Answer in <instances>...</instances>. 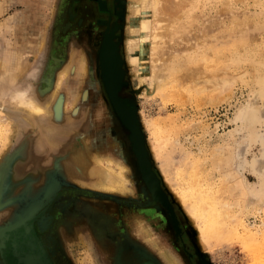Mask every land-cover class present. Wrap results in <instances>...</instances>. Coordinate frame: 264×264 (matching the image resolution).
<instances>
[{
    "label": "rangeland",
    "instance_id": "374dc122",
    "mask_svg": "<svg viewBox=\"0 0 264 264\" xmlns=\"http://www.w3.org/2000/svg\"><path fill=\"white\" fill-rule=\"evenodd\" d=\"M192 3L187 20H195V27H207L206 37L202 43H195L192 50L182 49L173 54L169 67L174 70V86L151 91L127 69L130 83L126 89H119L118 94L126 98H129L126 94L131 95L136 104L156 179L150 170L141 167V171L152 189L159 184L169 196L199 261L203 264H264V0H193ZM127 11V0H0V117L7 120L12 130L5 151L0 155V175H3L0 202L4 204L0 208V226L12 221L19 207L8 206L10 199L4 193L7 187L12 196L28 191L30 202L40 196L48 182L59 185L55 193H46V200L37 213L23 216L35 222L33 237L20 238L23 242L40 245L38 250L31 251L34 264H40L39 254L44 264H54L36 229L39 226L41 233L45 224L44 209L59 194L51 216H58L54 221L59 225L68 223L69 228L75 227L73 220L59 217L74 203L80 208L101 212L113 201L144 202V207H139L151 209L153 216L161 219L157 222L162 223L153 228L145 223L150 234L145 238L134 232L136 225H133L143 222L129 219L132 230L124 231L129 232L132 251L143 253L155 264H186L182 253L169 243L170 232L159 202L140 180L129 140L121 133L98 72V49L103 37L104 42L125 37ZM201 18H206V22ZM113 26L115 34L111 30ZM79 63L84 65V75L76 71ZM64 68L68 74L60 91L65 94L62 100L65 106L61 110L65 121H61L62 125L59 123L61 126L60 119L54 123L56 130L59 125L65 134L60 135L58 128L55 136L49 135L52 140H48V134L44 138L40 134L38 138L29 121L23 114L19 116L16 113L19 109L4 96L20 89H29V97L50 96ZM205 69L223 73L226 88L204 87L205 90L202 84L189 82L193 75ZM177 80H182L183 85ZM102 143L105 149L98 151L97 145ZM31 145L38 151L32 148L33 154L38 153L40 159L32 157ZM52 148L57 150H54L56 156L53 153L49 158ZM40 152L45 158H41ZM121 152L131 159L134 170L124 161ZM95 154L122 160L129 191L113 193L92 188L98 177L91 179L87 172L97 165L93 161ZM27 157L33 158L34 161L28 159L33 165L30 160L32 166L28 162L20 166L19 162H26ZM26 164L30 166L29 172ZM40 166L44 168L41 170ZM61 166H71L74 173L66 172ZM65 190L68 193L62 194ZM69 190L74 194H69ZM68 195H73L70 205L64 198ZM26 204L27 201H22L19 214ZM61 209H64L62 213ZM82 219L91 225V230H94L92 226L110 223V219L86 211ZM205 225L213 233L209 246L205 245L200 231ZM119 226L122 232L124 225ZM74 229L72 237L64 235L62 238L68 264L113 262L109 252L93 243L92 238L97 239L93 230L91 238L83 227L78 228L82 229V234ZM247 230L255 233L257 239V244L251 247L248 242L243 243ZM165 231L169 232L167 236ZM233 233L235 237H231ZM73 237L79 241L75 242ZM153 239L159 248L152 246L150 240ZM41 243L50 262L41 251ZM28 252L25 245L18 247L11 240L5 241L0 264H24Z\"/></svg>",
    "mask_w": 264,
    "mask_h": 264
},
{
    "label": "bare ground",
    "instance_id": "6f19581e",
    "mask_svg": "<svg viewBox=\"0 0 264 264\" xmlns=\"http://www.w3.org/2000/svg\"><path fill=\"white\" fill-rule=\"evenodd\" d=\"M117 1H119V0H117ZM192 1L193 0H127L128 11H127V25H126L125 37L123 39H121V38L117 39L114 42L113 41H106L103 43L102 47L99 48V50H98V57H99L98 72H99L100 80H101L102 85L104 87L105 93H106L107 98L109 100V103H110V105H112L110 98H109V94H110V97H112L113 103L116 106H118L117 107L118 112L120 113V116L122 117L121 118L119 116L120 120H121L120 122L124 128V131L126 132V135H128L129 137L132 136V138L134 139V142L136 140L138 141V145L136 144V148H138V150L136 151V154L138 153L137 157L140 159V161L138 162L139 170H141V167H142L146 171H149V170L152 171L153 165H152V159H151V157H152L151 152H150L149 147L147 145V140L145 138V134L143 133L141 121H140L139 116H138V110H137L135 102L133 101L132 96L126 94L129 96L130 99L126 98V97H121V96H119L118 92H119V89H121L123 87H125V89H126L128 84L130 83L129 78L126 76L127 69H131V71L134 73V75L140 80V83L143 86H146L147 89H150L151 91H153V89H159L160 87H164V86L165 87H168L169 85L174 86V84H175L174 83L175 77L173 76L174 70L172 71V68H170L172 65L171 60H172L173 54L176 51H179L182 49H191L192 50L195 43H199V44L202 43L206 37V33L204 30L207 27L203 28L202 27L203 25H202L201 26L203 29V31H202L201 27L199 28V27H195L193 25L195 20H192L191 22H189L187 20V15H189V9H190L191 5L194 3V2L192 3ZM193 8H194V6H193ZM201 19L203 21L206 20V18H201ZM202 20H201V22H203ZM205 22H203L202 24H205ZM205 25L207 26V24H205ZM196 28H197V30H196ZM194 30H196L198 33L195 34ZM209 32H210V30H209ZM206 49H207V47H206ZM169 65H170V67H169ZM84 69H85L84 65L79 63L77 65L76 71L78 73L80 72L79 74L82 75L84 72ZM101 72H103V73L101 74ZM67 74H68V70L66 68H64L63 71H61L59 73L56 84H55V90L50 96H45L43 98L42 97L37 98L36 96L35 97H29L28 94H29V92H31L29 89H28L29 91L26 89H20L17 91L10 92L7 95L4 94L5 95L4 97L8 99L7 101H9L11 105H13L14 107L19 109V111H16V113H18L19 116H21L23 114L22 116H24L25 119L29 121L31 128H33L36 131L37 137L41 134V136L44 138L45 134H48L47 138L49 137V135L52 138V136H55L56 132H58L57 131L58 128H59L60 135H62L63 133L65 134V130L63 131V128H60L59 125L64 124V123H61V121H63V122L65 121V117L63 116L64 111H61L63 109V106H65L63 104L64 101L62 102V100H64V98H65V94H64V92H61L62 91L61 89H62V86L64 85L63 82L66 80ZM179 81L181 82L182 80H179ZM179 81L177 80L178 84H180ZM182 82H181V84H182ZM189 82L193 83V84L198 83V85L202 84L201 86L203 88L205 87L208 89L214 88V87L219 88V89H223V88H226V86H227L226 78L224 77V74L221 72H219V73L218 72L217 73L212 72V71H210V69H205L204 71H200V72H198V74L193 75L190 78ZM177 83H176V86H178ZM189 86H190V84H189ZM197 89H199V88H197ZM224 90H226V89H224ZM156 91H158V90H156ZM195 93H197V92H195ZM111 108H112V106H111ZM112 111H113V109H112ZM113 114L117 119V116H116L114 111H113ZM57 119H60V122H58V124L59 123L60 124L58 125V128L56 130L57 124H55L54 122ZM11 133H12L11 126H9L7 120L4 117H0V155L3 153V151H5L6 144H7V141L9 139V136ZM24 134H25V132H24ZM38 138H36V140ZM50 139L48 138V140H50ZM94 139H96V137ZM61 141H63V140H61ZM104 145H105V143L100 144V146L97 145V147L100 148V149L97 148L98 151H101V149H105ZM32 148L36 152H38L36 150V148H34V145L33 146L31 145L29 150L31 149L32 154L34 153V150ZM136 148L134 145V150H136ZM54 150L55 149H53L52 153H49L50 155H48V157L49 156L51 157V155L54 153ZM55 151L57 152V150H55ZM42 152H44L43 149H42ZM56 152L54 153V155L56 154ZM61 152H63V151H61ZM31 153H30V155H31ZM58 154H59V152L57 153V155ZM34 155L35 154H33L32 157ZM37 155H38V153H36L34 158L37 157L36 159H38V158L40 159V157H38ZM40 155H41V158H42V156H43V158H45V155L41 154V152H40ZM88 156H92V155L89 154ZM32 157H27L25 160L26 162L20 161L21 162L20 163L18 160L19 165L21 166L22 163H27L28 159L32 158ZM48 157H46L47 160L50 158V157L49 158ZM46 159L43 160V161H45V163H46ZM30 160H29V162H30ZM32 160H33V158H32ZM32 160H31V162H32ZM41 161L42 160H40V163H41ZM93 161L97 165L95 168L91 167L90 169H88L87 175L89 178H91V177L94 178L97 176L98 179H97V181L92 183V188H96V189L103 191V192L106 191V192H113V193L114 192L123 193V192L129 191L128 180L124 176L125 167H124L122 160H120L119 158H117V159L112 158L111 159L110 157H108V155L103 156L101 154H97ZM29 162L27 164H29L30 166H32L34 163V162H32V165H31V163H29ZM45 163L43 164V166L46 165ZM27 164L25 165L26 167H28ZM36 165H38L37 162H36ZM36 165H34L33 167L36 168L37 167ZM47 166H48V164H47ZM29 167L27 168V170L29 169ZM44 167L46 169V166H44ZM44 167H41L40 169L42 170ZM61 167L64 168V170L66 169V172L68 171L69 173H72V174L74 173L73 170L71 169V166L69 168L64 167V166H61ZM17 169H19V171H20V168L17 167ZM82 169L83 168H81V170ZM38 171H40V170H38ZM22 172H24V171H22ZM28 172H29V170H28ZM140 172L143 174L144 179L147 182V179H146V176L144 175V173L142 171H140ZM39 173H43V172H39ZM34 174H36V172ZM153 174H154V172H153ZM47 175H49V177H50V173ZM72 177H73V175H72ZM46 178H48V176ZM39 180L41 183L42 179L40 178ZM39 180H38V182H39ZM48 180H49V178H48ZM59 180H61V179H59ZM80 181H82V180H80ZM157 185H159V184H157ZM157 185H155L156 186L155 189H152V187H150L154 191V194H155V191L157 192ZM58 187H59L58 182H54L53 184L48 182L44 186V189H43L42 193L40 194V196H42V195L46 196V193L47 194H53V193H55V191ZM9 191H10V188H8V187L4 191L5 195H7L10 199L8 206L9 207H11L13 205L19 206L17 211L13 214L12 219L15 218V220H16L17 217L19 218L18 210L22 209V207H21L22 201H27L26 207H27V209H29V211L30 210L32 211L33 207H35V210L38 211V209H39V207H38L39 201L38 200L40 199V196L37 199H34L33 201L29 202L28 195H27L28 191H27V193L23 191L22 193H20L16 196L10 195L11 193H9ZM8 197H6V198H8ZM181 200H182L183 204H186L185 198L182 197ZM42 204H43V202H42ZM42 204H41L40 209L42 208ZM37 211H35V212L37 213ZM247 211H248V209H247ZM23 215H25V214L23 213ZM30 219L31 218H28V217L27 218H23V217L21 218L20 217V219L17 222H14V224H11V225L4 227V228H0V252L3 250V244L5 243V241H9L10 239L18 247H23L25 245L30 250V252H28L25 255L24 264H34V257L31 253V251L38 250L39 246H40L39 244H37L38 242L36 244H34L32 242H23L20 240V238L22 236L27 238V239H30L34 235V227H35L34 223L35 222L30 220ZM133 225H136L134 232H136L137 235H139V237H142V236L145 238L150 237L149 236L150 234H148V232L146 231V227L144 226L145 224H143V223L138 224L137 223V224H133ZM38 229H40L39 226H38ZM200 231H201L205 245L209 246L210 245V238L213 235L211 229L205 225V226H202L200 228ZM242 231H244V229H242ZM262 234H264V233H262ZM232 236L235 237L234 233H233V235H231V237ZM237 236H238V234H237ZM243 237H244V240L240 237H238L237 239H239V240L242 239L243 243H245V244L249 243L250 246L248 244V247H251V244L252 245H254V243L257 244L255 242V239H256L255 233H251L248 231V232L244 233ZM229 239H230V237H229ZM150 242L155 249L159 248V244L157 242H155L154 239L150 240ZM41 245H42V243H41ZM258 247H259V245H258ZM256 250H258V249H256ZM256 250H255V252H256ZM41 251H42L43 255L45 256V258L50 262L47 253L44 252L43 245H42ZM256 254L258 255L257 252H256ZM37 259L40 262V264H44L42 255L39 254ZM168 262H171V261H168ZM9 264H11V263H9ZM171 264H172V262H171ZM173 264H180V263L179 262H173Z\"/></svg>",
    "mask_w": 264,
    "mask_h": 264
},
{
    "label": "flooded vegetation",
    "instance_id": "af4514ba",
    "mask_svg": "<svg viewBox=\"0 0 264 264\" xmlns=\"http://www.w3.org/2000/svg\"><path fill=\"white\" fill-rule=\"evenodd\" d=\"M111 30H113L115 34L114 26L113 28H111ZM116 120L119 123L118 119ZM119 126L121 129V133L123 134V136L126 137L127 136L126 132L122 129L120 123H119ZM109 135L111 136V134ZM121 155L124 161L130 166H132L134 170V167H133L134 164L132 163L131 159L127 156V154L124 153L123 155L121 152ZM140 180L144 184L141 178ZM137 190L141 193L139 186ZM71 191L72 190H69V194H74V192H71ZM162 191L166 195L167 200L171 204V207H172V210H169L167 207H165L163 204H161L158 201L165 215V221H166L165 225H168V228H169V232H170V233L168 232L170 234L169 243H172L173 246H175V248L182 253L186 264H203V262H200L199 258L195 255V252L193 248L191 247L190 242L187 239L181 227V223L179 221V216L177 215L176 208L171 203L169 196L165 193L163 188H162ZM63 193L65 194L68 192L65 190L62 192V194ZM59 195L57 196L55 195L52 201H50L49 204H47V208L44 209L45 215L44 217H42V219H44L45 224L42 227L43 230L41 231V233L38 229H36L38 236L42 238L49 253L52 255L54 264H63V263L68 264L69 259L67 257V250L64 247L65 243L62 238L64 237V235L65 237L68 235H71L72 237L74 235V230H75L74 228L78 229L82 227L85 230H87L88 236H90L91 238H92V232L94 231V233L97 235V239L92 238L93 243L96 244V246H98L102 251H105L107 253L109 252V254L112 255L113 262H111V264H155L149 261L148 258L143 255V253L141 252L137 253V252L132 251V247H131L132 243H131V240H129L130 238L128 237L129 232L132 230L130 223H128L129 219L142 221L143 224L149 223L151 228H153L156 225H161L162 223V222L161 223L157 222L159 220L158 219L159 217L153 216V214L151 213L153 211L151 209H150L151 210L150 212V210L147 208L139 207V206L144 207V204H145L144 202L143 203L141 202L139 204V202L136 203L132 201L130 202L129 201H121V202L113 201L112 205L110 204L108 207H103L101 212L94 211L92 210V208H90L91 210L85 207L83 209V207L80 208L78 207V205H76V203H74V205H71V207L68 208V211L66 213L63 212L64 209L63 210L61 209L60 211L61 213L63 212L64 214L61 215L59 219L63 217L62 218L63 220L64 217H68L69 220H73L72 223H74L73 225H75V227L69 228L68 223L59 225L58 223L54 221V220H57L58 216L56 218L54 216L53 217L51 216V211L53 209L54 202ZM155 197L156 199L160 201L161 199L163 200V197L161 195L160 196L155 195ZM64 198L66 200H69V205L72 203L71 201H73L72 199L73 195L64 196ZM80 211L82 214L80 213ZM85 211L90 214H94L96 216H104L110 219V223H107V225H100L98 227L92 226L94 228V230L92 229L93 230L92 231L91 225L87 224V222H85L84 219H82L83 213ZM114 215H116L117 218L114 217ZM160 217L163 218L162 215H160ZM38 220H41V218H39ZM80 221L82 222V224ZM159 221H161V219ZM119 225H124L122 232H120V229L117 228V227H120ZM145 227L147 228V226ZM126 228L129 229V232L124 231V230L127 231ZM78 230L81 231V234H82V229L81 230L78 229ZM121 233L123 235H121ZM168 233L167 231H165L166 236ZM49 235H50V238L47 239ZM72 239L75 242L79 241V240L74 239V237Z\"/></svg>",
    "mask_w": 264,
    "mask_h": 264
},
{
    "label": "water",
    "instance_id": "95a60500",
    "mask_svg": "<svg viewBox=\"0 0 264 264\" xmlns=\"http://www.w3.org/2000/svg\"><path fill=\"white\" fill-rule=\"evenodd\" d=\"M99 1V0H98ZM103 43H104V37H103V40H102V42H101V44H100V47L99 48H101L102 47V45H103ZM103 72H101V74H102ZM109 98H110V101H111V106H112V109H113V111L115 112V114H116V116H117V119H118V121H119V123H120V125H121V120H120V113L118 112V106H116L114 103H113V101H112V97H110V94H109ZM120 116V117H119ZM122 118V117H121ZM121 127H122V129L124 130V128H123V126L121 125ZM132 135V134H131ZM127 138H128V140H129V143H130V147H131V151L133 152V154H134V156H135V159H136V164H137V166H139L138 165V162L140 161V159L137 157V154H136V151L138 150V148H136V144L138 145V141L135 143L134 142V139L132 138V136L131 137H129L128 135H127ZM23 145V144H22ZM134 145H135V148H136V150H134ZM22 148V147H21ZM16 158V157H15ZM138 171H139V173H140V177H141V179L143 180V182H144V184H145V186H146V188H147V190L150 192V194L152 195V197L153 198H155L156 199V197H155V195H161L162 197H163V200L161 199V201L160 200H158L157 199V201H159L161 204H163L165 207H167L169 210H172V207H171V204L168 202V200H167V197H166V195L163 193V191H162V189H161V187H160V185H157V192L155 191V195H154V191L150 188V186L147 184V182L145 181V179H144V176H143V174L140 172L141 170H139L138 169ZM150 173L155 177V175L153 174V172L150 170ZM155 179H156V177H155ZM2 182H3V175L1 174L0 175V188H1V186H2ZM45 200H46V196L45 195H42L41 197H40V199L38 200L39 202H38V207H40L41 206V203L42 202H45ZM3 203H1L0 202V208L1 207H3ZM37 207V208H38ZM25 211H23L21 214H18V216H19V218L17 217V219L15 220V218H13L12 219V221H10V222H8V223H6V224H4V225H1L0 226V228H2V227H5L6 225H10V224H12V223H14V222H17L19 219H20V217L22 218L23 216L25 217V216H27V215H30V217L31 216H33L36 212V210L34 209L32 212H30L29 211V209H27V207L24 209ZM23 213L25 214V215H23ZM23 215V216H22Z\"/></svg>",
    "mask_w": 264,
    "mask_h": 264
}]
</instances>
